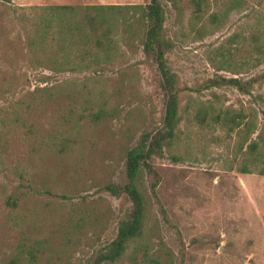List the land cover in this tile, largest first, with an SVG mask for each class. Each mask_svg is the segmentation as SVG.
Here are the masks:
<instances>
[{"label": "rangeland", "instance_id": "obj_1", "mask_svg": "<svg viewBox=\"0 0 264 264\" xmlns=\"http://www.w3.org/2000/svg\"><path fill=\"white\" fill-rule=\"evenodd\" d=\"M160 1L177 138L150 161L158 182L152 193L142 179V236L115 264L143 254L144 264H264V79L248 94L205 88L264 74V0ZM148 2L0 0V264H85L114 236L128 203L101 188L121 181L138 135L159 127L157 76L135 40L123 45V23L108 57L82 56L65 14L48 7ZM202 105L219 121L197 125Z\"/></svg>", "mask_w": 264, "mask_h": 264}, {"label": "trees", "instance_id": "obj_2", "mask_svg": "<svg viewBox=\"0 0 264 264\" xmlns=\"http://www.w3.org/2000/svg\"><path fill=\"white\" fill-rule=\"evenodd\" d=\"M175 7V2L172 0ZM49 10L61 12L67 17L66 30L72 43H79L87 50L82 56L88 54L108 57L114 40L112 31L119 23H123L120 39L126 47H131L134 40L139 46L141 55L146 64L153 68L157 76V87L162 94L163 112L160 125L153 132H142L135 139L132 146L123 152L122 179L118 183H107L101 189L114 198H123L128 203L122 217L117 221L114 236L98 248L86 260L85 264H115L124 255L128 246L141 238L144 227L145 198L142 194V179L146 178L148 188L153 193L158 182V176L150 163L153 157H161L163 151L168 149L176 140L178 132V105L180 89L177 87L175 74L170 70L166 55L172 48V42L166 37L164 23V8L160 0H149L144 5H83V6H53ZM132 10L136 19L125 21V14ZM115 12L118 17H115ZM197 18L198 11H192ZM212 19L213 16H209ZM119 18V20H117ZM264 74L248 81L236 78H221L219 76L205 82V88L227 86L243 94L249 93L252 83H260ZM95 120L101 115L95 114ZM218 113L209 114L205 106H199L192 116V120L199 126L208 122L219 121ZM223 121V120H222ZM233 123L232 119L224 121ZM235 124L234 126H237ZM64 138L60 146H64ZM258 145L255 142L248 144L249 154H252ZM246 172L245 166L241 168ZM257 172L264 175V165L259 166ZM30 188L29 186H25ZM13 202L14 198H10ZM137 246L134 245L133 252ZM30 254V253H29ZM134 260V264H144L145 256L141 255Z\"/></svg>", "mask_w": 264, "mask_h": 264}]
</instances>
